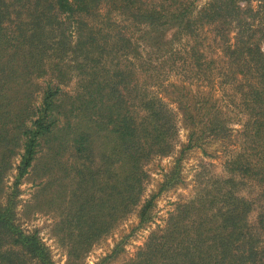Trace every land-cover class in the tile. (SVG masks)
Instances as JSON below:
<instances>
[{
    "label": "trees",
    "instance_id": "1",
    "mask_svg": "<svg viewBox=\"0 0 264 264\" xmlns=\"http://www.w3.org/2000/svg\"><path fill=\"white\" fill-rule=\"evenodd\" d=\"M249 2L207 0L197 7L194 0H0V50H7L10 57L5 62L20 52L30 73L46 70L56 81L45 85L40 105L33 108L32 127L23 131L14 189L0 204V264H52L35 231L14 222L13 207L18 179L27 172L39 139L52 130L54 120L47 119V113L55 108L59 83L76 73L78 104L66 111L98 110L96 123L113 140L111 154L125 158L123 175L116 178L113 170L115 178L94 209L87 199L67 219L76 224V243L84 250L138 204L146 176L143 165L172 149L175 113L189 127L187 141L157 190L140 204L138 225L150 219L153 199L180 180L184 151L206 137L228 135L230 117L224 109L228 102L220 104L210 91L192 92L184 82L167 80L179 67L192 69V80L207 85L217 62L219 83L230 86V102L244 116L240 147L223 163L226 176L216 177L198 196L178 203L164 227L151 231L123 264H264V207L249 222L254 200L240 194L248 183L264 197V2L254 7ZM204 25L213 26L219 60L200 49L197 35ZM167 32L170 35L162 42ZM136 70L142 73L140 78ZM138 111L142 114L136 118ZM15 121L19 131L21 113ZM0 139H6L5 133ZM75 144L77 153H91L87 131L77 133ZM5 151L0 155V179ZM116 253L117 245L108 257Z\"/></svg>",
    "mask_w": 264,
    "mask_h": 264
},
{
    "label": "rangeland",
    "instance_id": "2",
    "mask_svg": "<svg viewBox=\"0 0 264 264\" xmlns=\"http://www.w3.org/2000/svg\"><path fill=\"white\" fill-rule=\"evenodd\" d=\"M205 1L207 0H194L197 7ZM260 2L264 0H250L249 4L254 7ZM240 5L244 6L245 3L240 2ZM212 28V25L200 27L197 39L204 54L219 60L220 51L213 40ZM169 35L170 32H167L161 41H165ZM145 48L151 49L149 46ZM9 58L7 50H0V133L6 135V139H0V155L6 148L3 158L5 167L0 179L1 205L4 204L6 195L14 189L13 181L22 151L23 131L32 127L33 108L40 105L45 85L48 82L49 85H56L55 79L50 80L46 70L41 75L30 73L25 61L21 59L20 52L6 63L5 60ZM119 64H122V61ZM219 65V62L214 64L215 67L209 73L211 75H208L213 78L207 85L203 81L192 80V69L182 71L179 67L170 73L167 80L184 82L192 92L197 89L210 91L220 104L228 102L227 109L224 108L230 117L228 135L222 138L206 137L199 146L185 150L179 160L180 180L153 199V206L149 210L150 219L138 225L137 211L140 204L144 198L157 190L179 149L187 141L189 127L181 121L179 114L175 113L172 149L166 155L153 156L143 165L146 176L142 181L143 190L138 204L128 213L119 215L115 225L93 238L84 250L79 242L76 243L79 241L76 224L73 221L68 223L67 219L73 218L79 205L84 204L87 199L94 209L99 198L107 192L113 178L123 175L125 158L118 152L111 154L113 140L111 135L105 133L102 125H97L98 110L92 109L86 114L77 109L69 113L66 111L68 106L77 107L78 104L76 93L80 88L76 73L73 72L67 82L58 84L60 94L53 100L55 108L47 113V119L54 120L52 130L46 137L39 139L37 151L27 172L18 179L13 207L14 222L27 231H35L48 250L52 264H123L143 246L151 231H159L164 227L167 216L178 203L198 196L216 177L226 176L223 163L240 147V128L244 116L237 112L230 102V86L219 83ZM178 70L177 75L175 72ZM136 75L140 78L142 73ZM168 104L173 110L174 104ZM18 112L23 120L19 131L15 128ZM138 112H135L136 118L142 114ZM81 131L89 133L91 153L88 155L79 154L75 149V137ZM110 161L113 163L110 164ZM240 192L254 200L247 217L248 221L252 222L259 208L264 207V197L259 188L248 183ZM115 245L117 253L108 257Z\"/></svg>",
    "mask_w": 264,
    "mask_h": 264
}]
</instances>
